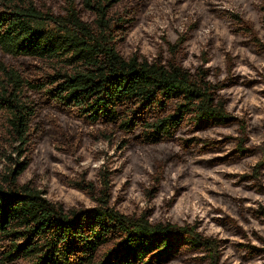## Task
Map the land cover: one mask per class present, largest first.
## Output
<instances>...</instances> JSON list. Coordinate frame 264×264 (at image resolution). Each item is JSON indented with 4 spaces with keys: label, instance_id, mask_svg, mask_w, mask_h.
<instances>
[{
    "label": "trees",
    "instance_id": "1",
    "mask_svg": "<svg viewBox=\"0 0 264 264\" xmlns=\"http://www.w3.org/2000/svg\"><path fill=\"white\" fill-rule=\"evenodd\" d=\"M145 1L0 0V264H168L188 253L222 264L227 239L203 235L197 225L122 214L109 204L106 189L92 206L66 209L32 180L20 181L39 143L49 138L67 148L78 126L98 133L110 128L123 139L165 151L178 146L190 152L200 145L210 162L221 165L255 158L261 174L264 148L250 143L247 127L263 133L264 117L247 123L232 116L220 95L224 82L212 80L204 66L187 68L178 45L152 60L122 53ZM252 1L260 5L264 29V0ZM238 28L264 53L250 23L240 21ZM226 72L230 78L231 65ZM208 129H235L237 135L205 141L193 136ZM184 131L190 137L183 140ZM80 184L93 188L84 179ZM232 200L229 213L215 204L222 214L216 219L244 237L248 229L258 231L246 204ZM261 210L256 220L264 223ZM256 239L262 249L239 254V264L248 262L250 252L264 256V236Z\"/></svg>",
    "mask_w": 264,
    "mask_h": 264
},
{
    "label": "rangeland",
    "instance_id": "2",
    "mask_svg": "<svg viewBox=\"0 0 264 264\" xmlns=\"http://www.w3.org/2000/svg\"><path fill=\"white\" fill-rule=\"evenodd\" d=\"M43 1L55 4L56 0ZM261 19L260 5L252 0H146L138 10L122 53L152 60L160 54L167 56L169 48L178 45L184 65L204 66L212 80L224 82L220 95L228 112L250 123L264 117V53L255 50L238 27L240 21L250 23L264 41ZM230 65L232 76L227 78ZM251 77L253 81L241 82ZM57 116L60 115L51 118L64 125V119L60 116L62 124ZM179 135L183 140L190 137L186 131ZM223 135L237 134L235 129H208L193 136L205 141ZM247 136L252 145L264 148V132L253 134L247 127ZM70 144L67 148L55 146L45 138L29 159L20 181L32 180L50 201L66 209L90 207L93 197H101L106 189L109 204L122 214L147 213L152 222L197 225L203 235L227 239L226 247L220 250L222 264H239V254L262 249L256 236H264V223L256 217L264 207V168L257 173L255 158L243 165H221L210 162L209 154L203 155L200 145L190 152L178 146L165 151L123 139L110 128L98 133L85 126L75 127ZM159 172L162 176L156 182ZM103 178L108 186H104ZM83 179L93 188L82 187ZM254 181L252 188L243 187ZM216 198L222 201L216 203ZM230 199L234 205L239 200L246 204V215L259 222L258 231L248 229L244 237L226 221L222 224L217 220L222 215L219 209L233 207ZM215 204L220 206L218 210ZM225 227L230 232L224 231ZM216 230L220 232L215 235ZM254 252L255 255L248 254L246 264H264V256L255 257L261 251ZM168 264L208 263L198 254L188 253Z\"/></svg>",
    "mask_w": 264,
    "mask_h": 264
}]
</instances>
